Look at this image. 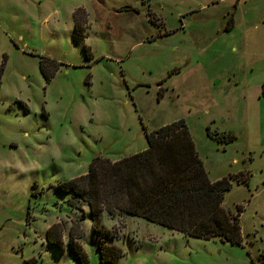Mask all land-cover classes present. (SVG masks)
<instances>
[{
	"label": "rangeland",
	"instance_id": "1",
	"mask_svg": "<svg viewBox=\"0 0 264 264\" xmlns=\"http://www.w3.org/2000/svg\"><path fill=\"white\" fill-rule=\"evenodd\" d=\"M260 54L264 0H0V264H81L71 235L87 264H100L102 239L122 249L116 264H264ZM179 119L209 178H229L222 205L243 206V241L106 212L115 236L98 234L89 204L72 207L58 185ZM56 223L63 248L47 240Z\"/></svg>",
	"mask_w": 264,
	"mask_h": 264
},
{
	"label": "trees",
	"instance_id": "2",
	"mask_svg": "<svg viewBox=\"0 0 264 264\" xmlns=\"http://www.w3.org/2000/svg\"><path fill=\"white\" fill-rule=\"evenodd\" d=\"M231 24L232 18L226 28ZM75 27L78 31V20ZM40 69L47 78L55 72V68L48 70L44 61ZM146 138L145 150L117 161L95 156L87 173L60 183L59 189L72 193L70 205L81 209L88 203L93 229L107 238L115 235L102 225L103 212L141 217L190 237L240 244L243 206L234 214L223 207L231 182L228 177L209 178L185 120L162 125ZM61 234V225L53 224L47 230L48 242L63 248ZM82 234L79 229L77 236ZM70 246L79 262L87 264V253L72 235ZM99 252L100 264H116L123 255L119 246L103 239Z\"/></svg>",
	"mask_w": 264,
	"mask_h": 264
},
{
	"label": "crops",
	"instance_id": "3",
	"mask_svg": "<svg viewBox=\"0 0 264 264\" xmlns=\"http://www.w3.org/2000/svg\"><path fill=\"white\" fill-rule=\"evenodd\" d=\"M239 17V20H240V16H238ZM236 17L234 18V20H233V25H232V27L229 29L228 28V31H231L232 29H233V27H234V24L236 23ZM226 49V48H225ZM227 50L228 51H232V52H236L237 51V48L236 47H234V46H232V47H229V48H227ZM259 57V59L260 60H262V64H260L259 65V70L261 71V72H258V73H256V75H257V77H259L260 78V82H261V84H262V88H263V86H264V57L262 58V56H261V54L258 56Z\"/></svg>",
	"mask_w": 264,
	"mask_h": 264
},
{
	"label": "built area",
	"instance_id": "4",
	"mask_svg": "<svg viewBox=\"0 0 264 264\" xmlns=\"http://www.w3.org/2000/svg\"><path fill=\"white\" fill-rule=\"evenodd\" d=\"M263 91H264V86H263Z\"/></svg>",
	"mask_w": 264,
	"mask_h": 264
}]
</instances>
